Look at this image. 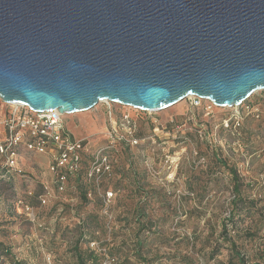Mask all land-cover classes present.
<instances>
[{"label":"rangeland","instance_id":"rangeland-1","mask_svg":"<svg viewBox=\"0 0 264 264\" xmlns=\"http://www.w3.org/2000/svg\"><path fill=\"white\" fill-rule=\"evenodd\" d=\"M209 104L202 101L193 107L182 100L152 113L111 104L113 117L127 112L138 120L137 135L143 141L132 147L116 146L113 175L109 185L105 183L117 192L110 216L93 183L87 189L91 195L82 191L84 174L80 184L73 175L65 190H57L50 155L20 147V172L13 171L9 178L0 167V241L11 248L15 260L26 264H79L76 246L98 250L96 264H237L224 235L251 262L259 260L264 254V213H260V207L264 209V90L254 92L242 104H248L258 117L246 115L241 105L245 116L239 134L221 130L220 143L200 139L196 130L212 132L235 108L214 106L208 115ZM109 109L99 102L90 110L65 116L69 131L87 139L85 148L106 143ZM183 147L186 152L178 167H168L164 155ZM4 159L0 154V166ZM135 169L145 191H152L145 204L140 203L145 195L136 189ZM230 169L237 170L242 197L256 201L252 210L236 212L233 222L229 220L235 204ZM171 172L175 180L163 184L159 179ZM43 185L53 190L46 204L38 200ZM177 189L182 194H174ZM140 206L144 218L139 216ZM136 218H142L141 222ZM250 231L256 235L249 237ZM0 264L12 263L0 254Z\"/></svg>","mask_w":264,"mask_h":264},{"label":"water","instance_id":"water-1","mask_svg":"<svg viewBox=\"0 0 264 264\" xmlns=\"http://www.w3.org/2000/svg\"><path fill=\"white\" fill-rule=\"evenodd\" d=\"M264 90V0H0V99L73 114Z\"/></svg>","mask_w":264,"mask_h":264},{"label":"built area","instance_id":"built-area-1","mask_svg":"<svg viewBox=\"0 0 264 264\" xmlns=\"http://www.w3.org/2000/svg\"><path fill=\"white\" fill-rule=\"evenodd\" d=\"M184 100L188 101L193 107H198L202 101H208L210 103L206 109L208 115L212 112V108L216 106L210 100L195 95L188 96ZM102 102L110 106L108 113L111 124L107 130V141L95 148L88 149L85 148L87 139H78L69 131L66 124V114L59 112L57 109L55 111L35 112L22 103H6L0 99V154L4 155L6 160L3 165L20 172L17 168V155L20 147H24L30 152L50 155L52 159L50 170L56 175L55 182L59 179L60 189H62L66 174H59V171L65 169L69 173H77L82 161L86 160L87 178L93 183L94 189L102 201L105 213L110 216L109 209L117 192L111 186H105V183L109 185L108 180L113 175L116 146L117 144H122L124 147L137 146L143 139L137 135L139 126L138 120L134 116L123 112L119 117H113L111 107L113 102L108 100ZM241 105L232 107L235 108V113L231 117L222 119L215 126V129H212V132L208 133L204 129H197L196 132L199 138L209 140L212 143H220L219 133L221 130L239 134L245 116L240 112ZM243 106H245L244 110H247L246 115L252 113L258 117V114L248 104ZM144 112L152 113L154 111L146 110ZM185 141L183 140V142ZM185 152L186 147L166 153L164 156L166 163L169 164L168 167L177 168ZM152 170L150 168V171ZM153 173L158 174L157 171H153ZM175 176L176 174L171 172L165 179L160 178L159 180L165 184L164 180L165 182L174 181ZM43 187V192L38 195V200L46 204L53 196V190L48 185H43ZM173 192L176 195L182 194L181 189ZM91 193L92 191L89 190L88 195H91ZM18 203H22V200H18ZM94 245L96 243L92 242V246Z\"/></svg>","mask_w":264,"mask_h":264},{"label":"trees","instance_id":"trees-1","mask_svg":"<svg viewBox=\"0 0 264 264\" xmlns=\"http://www.w3.org/2000/svg\"><path fill=\"white\" fill-rule=\"evenodd\" d=\"M214 154L218 155V153H214ZM5 161L6 160L4 159V162ZM4 162L0 166L1 170H5V174L10 178V177H12V172L16 171V170H12L9 167H5L3 165ZM220 162H222V161H220ZM86 164H87L86 160H83L81 166L79 167V171L77 173H69L65 169H61L59 171V174L65 173L66 174V180L64 182V187L62 189H60L59 179L55 182L57 190H60V191L65 190L67 185L69 184L70 177L73 175L76 176V179L79 181V184H80V182L82 181V179H80V178H82V175L84 174V178L86 181V186H85L86 188H84V189L82 188V191H84V193L87 194L89 191V190H87L89 187L88 184L89 183L92 184V183L88 180L87 175H86L87 169H88V167H86ZM230 170H231V173H232V176L234 179L233 191L235 193V197H234V203L235 204H233V210H232L233 213L231 212L232 214H230L229 220L233 222L235 219L232 216H234L236 212L239 211V213H240V212L244 211L245 208L252 210L253 207H256V201L246 200L242 197L241 189H240V187H241L240 178H239V175L237 173V170L236 169H234V170L230 169ZM133 178L136 181L135 182L136 186H137L136 189L139 191V195H141L142 192L145 195L143 197L142 201H140V203L141 202H142V204L147 203L148 200L152 198V195H151L152 191H145L144 187L142 186V180H141L140 172H138L136 169L134 170ZM30 194H32V193L30 192ZM32 196H34V195H32ZM20 200H22V199H20ZM141 206H143V205H141ZM141 206L138 208V211L140 212L139 216H142V218H144V217H146V213H145V210H141ZM260 210H261L260 213L263 214L264 213L263 207L262 208L260 207ZM142 218H136V221L138 223H140ZM222 228H223V231H225V232L227 231L226 225H224ZM227 235H228V233H227ZM248 235H249V237H253L256 235V231H250V232H248ZM222 238L228 240V242L230 243V248H231V250H233L232 252H235L237 264H264V254H261L259 256V260L251 262V259H249L248 256L242 254V252L238 249L237 244L233 239H230L224 235H222ZM139 245L143 246L141 243H139ZM0 254L9 258L11 260L12 264H26L22 261L15 260L13 255H12L11 248L7 247L2 241H0ZM75 254H76V257L78 259L79 264H88V262H90V261L92 262V264H96L99 261L98 250H96V249L93 250V249L89 248L86 250H82V248L76 246L75 247Z\"/></svg>","mask_w":264,"mask_h":264}]
</instances>
